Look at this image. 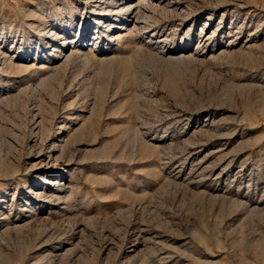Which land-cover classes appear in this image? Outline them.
<instances>
[{
  "label": "rangeland",
  "instance_id": "374dc122",
  "mask_svg": "<svg viewBox=\"0 0 264 264\" xmlns=\"http://www.w3.org/2000/svg\"><path fill=\"white\" fill-rule=\"evenodd\" d=\"M95 1L0 0V264H264V0Z\"/></svg>",
  "mask_w": 264,
  "mask_h": 264
},
{
  "label": "bare ground",
  "instance_id": "6f19581e",
  "mask_svg": "<svg viewBox=\"0 0 264 264\" xmlns=\"http://www.w3.org/2000/svg\"><path fill=\"white\" fill-rule=\"evenodd\" d=\"M106 1H109V3H110L109 7L111 9H109L108 11L114 13L113 17L110 18V20H108L107 28L110 31L113 30V28H115V27L119 28V26H117V24L122 23V21L127 22V17L131 18L132 16H138L139 14H141L143 12H146V14H148V12L155 13L158 10L157 6H154L153 2L148 1V0H146L144 2H142V0H139L137 3L135 2V0H96L95 2L99 3L98 6H100L99 7V13H98V16L100 15V17L96 18L97 21H100L102 19V16L104 15L103 13L105 11H103V9H104V5L107 3ZM146 16L147 15H145V18H146ZM138 17L140 18L141 16H138ZM138 17H136V18H138ZM133 27L135 30L138 29V26L136 24H134ZM148 27L149 26H146L143 29H148ZM4 95H6V96L4 97ZM8 97H9V92L1 89L0 90V107L5 105V104H8V101H9ZM36 124H37V126H35V128H39L38 130L40 131L41 134H45L44 131H46L49 128V125L44 121H39ZM46 158H49V157L46 156ZM58 159H59V157H58ZM60 164H61V162H60ZM52 180H53L52 181L53 187L50 189L51 193L48 197L50 199L52 197H53V199H61L63 197L62 194L67 190L66 187L64 186L65 183L63 184L62 181L58 180L57 177H54ZM70 191L72 192V188L70 189ZM40 196H44V194L41 193ZM71 196H72V194H71ZM71 196L68 195V197H66L65 201H66V203H68V205L70 203H72ZM51 201H52V199H51ZM56 201H58V200H56ZM32 203H33L32 206L29 208H31L33 210H34V208H37L39 206L38 202H36L35 200H32ZM55 249H57V248L54 247L53 250H55Z\"/></svg>",
  "mask_w": 264,
  "mask_h": 264
}]
</instances>
